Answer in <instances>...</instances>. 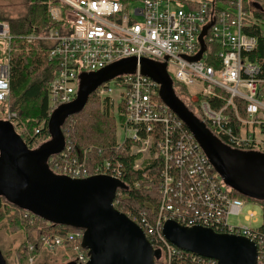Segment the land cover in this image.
Segmentation results:
<instances>
[{"label":"built area","instance_id":"obj_1","mask_svg":"<svg viewBox=\"0 0 264 264\" xmlns=\"http://www.w3.org/2000/svg\"><path fill=\"white\" fill-rule=\"evenodd\" d=\"M57 1L58 7L51 10L54 8L59 16H52L62 22V29L25 36L28 42H50L49 57L60 64L49 89L51 109L74 101L85 75L127 58H148L166 65L169 75L189 89L191 102L199 100L200 119L217 134L237 148L255 147L264 152V77L262 66L250 58L257 38L245 30L250 26L245 0H201L187 8L179 0H140L142 5L133 10L134 15L130 2ZM11 39L9 25L0 22V40ZM10 72L9 61L0 62L1 101L7 102L10 97ZM111 82L119 89L126 108L119 146L125 149L128 143L134 145L132 152L142 156L136 167L144 161L161 162L166 171L156 216L153 220L141 218L146 236L162 251L158 264H172L174 258L181 259L185 253L200 264H217L215 259L170 243L163 234L168 221L245 236L257 244L259 260L264 262V233L229 221L231 215L242 213L245 201L232 196L190 129L163 101L160 83L142 73L140 64L136 72L103 83L97 88L99 94H111ZM72 151L68 140L57 159L50 162L55 174L74 179L122 175L121 162L109 160L89 167L85 156L79 158ZM188 156L190 165L184 169L182 164ZM256 215L251 210L246 219ZM83 239L84 232L75 230L43 237L39 245L54 251L68 241L73 244L76 261L85 264L89 256ZM33 260L31 257L30 263Z\"/></svg>","mask_w":264,"mask_h":264},{"label":"water","instance_id":"obj_2","mask_svg":"<svg viewBox=\"0 0 264 264\" xmlns=\"http://www.w3.org/2000/svg\"><path fill=\"white\" fill-rule=\"evenodd\" d=\"M139 64L142 73L161 84L162 98L193 131L225 182L246 198L264 200V189L254 191L244 187L234 179L226 163L228 159L236 168L252 160L264 163L263 153L231 149L205 123L187 112L178 102L166 65L148 58L118 61L93 73L92 79L88 80L92 74L83 77L78 97L54 110L49 120L51 139L40 148L30 149L11 121L0 120V196L50 222L84 229L83 245L90 255L86 264H156L162 255L143 228L114 206L120 186L118 179L108 175L74 179L54 174L47 163L49 157L65 148L64 118L84 106L103 83L117 75L136 72ZM28 157L33 158L36 176L23 165ZM260 169L264 182V165ZM163 234L173 245L215 259L217 264H259L257 245L244 236L219 233L203 226L186 227L175 221L165 223ZM0 264H8L1 250Z\"/></svg>","mask_w":264,"mask_h":264},{"label":"trees","instance_id":"obj_3","mask_svg":"<svg viewBox=\"0 0 264 264\" xmlns=\"http://www.w3.org/2000/svg\"><path fill=\"white\" fill-rule=\"evenodd\" d=\"M27 1L29 3H26L25 11L14 18L0 13V22L9 25L12 36L9 42L0 40V62L8 60L11 68V93L7 102L0 100V120L11 121L28 147L38 149L51 139L49 120L54 109L50 107L49 89L60 64L57 60H51L49 57V51L52 48L50 42L46 40L28 42L25 36L42 35L52 30H61L63 25L62 22L53 18L50 11L53 6L59 5L57 0ZM119 1L127 4L135 0ZM179 1L183 2L187 8L197 6L201 0ZM244 9L247 13L246 22L250 23V26L245 30L257 38V45L250 52V58L262 66L261 74L263 76L261 77H264V9L253 7L249 0L244 1ZM170 79L180 105L199 120L201 118L199 100L194 103L191 102L189 89L176 82L174 78L170 77ZM261 86L264 88V84ZM104 105L105 109L102 110ZM113 105H115V100L111 94L101 95L99 89H96L91 93L84 106L70 112L64 118L62 129L65 134V141L70 140L71 142L73 155L79 158L85 156L89 167L97 164L103 165L109 160L123 164L122 175L117 178L120 181V186L115 198V206L142 225V216L153 220L160 204V183L163 178L162 164L161 162L148 164L147 161H144L139 167H136L138 161L142 159L141 154L132 152L131 143H128L125 149L119 146L118 126L123 124L125 120V103L121 100L114 116L111 117L110 111L111 108L113 109ZM14 113L15 115H12ZM10 115L12 117L9 119ZM207 128L231 149L243 152H260L254 147L250 150L239 149L230 144L222 135L217 134L210 126L207 125ZM159 134L163 135L162 132ZM57 157V154L49 157L47 163L50 170L53 166L50 164L51 160L54 158L55 161ZM232 195L253 201L236 191H233ZM1 200L0 197V208ZM2 201L8 204L7 214L11 213L9 217L13 223L18 226L26 224L25 228L28 233L31 229L39 231L38 243L46 236L67 235L71 231L82 230L77 226L50 222L48 219L33 215L6 199ZM254 202H259L263 208V223L258 230L264 233V200ZM17 217L24 222L16 220ZM38 243L34 244L31 240L26 243L22 256L27 261L30 262V258L33 257L34 262L37 258L39 251L36 245ZM59 250L65 251L64 256L69 259L68 264H76L73 262L75 257L73 244L68 241L54 251L43 249V251L48 252ZM87 252L89 256L88 248ZM263 263L261 261V264ZM172 264L200 263L191 260L185 253L181 259L174 258Z\"/></svg>","mask_w":264,"mask_h":264},{"label":"rangeland","instance_id":"obj_4","mask_svg":"<svg viewBox=\"0 0 264 264\" xmlns=\"http://www.w3.org/2000/svg\"><path fill=\"white\" fill-rule=\"evenodd\" d=\"M249 1L251 2L253 7L264 9V0ZM26 3L29 2L27 0H0V13H2V15L4 16L14 18L25 11ZM140 5H142V2L140 0L130 2L131 15H134L133 10ZM56 7H58V5ZM51 12L55 18L59 16L58 12L55 11L54 8L51 10ZM137 19L140 22L142 21V17H137ZM92 77H94V74L90 75L88 77V80L92 79ZM110 86L114 89L111 93V96L115 100V105H113V109L111 108L110 111L112 117L114 116V112H116V108L120 104L121 100L120 91L116 87L115 83L111 82ZM104 109L105 105L103 106L102 110ZM118 132L119 140H122L124 134L121 124L118 126ZM32 160L33 158L28 157V159L23 161V165L33 176H36L37 171ZM226 163L234 179L240 182L244 187L254 191H260L264 189V182L260 179V167L263 166L264 163H256L254 160H252L250 161V163L247 164L243 162L244 165H241L238 168L231 164L228 159H226ZM10 178L18 179L15 176H11ZM2 200L0 208V250L3 252L8 264H66V262L69 263V259L64 256V250H59L57 252L43 251V249L38 243L39 231L31 229L28 233L27 229L25 228L27 226L26 224H24L23 226H18L17 224L13 223L9 217L11 213L7 214L8 204ZM251 210L256 211L257 215L252 219L247 220L246 216ZM16 220L22 223L24 222L19 217H17ZM229 221L232 224L238 226L259 228L263 223V208L259 202L246 200L242 213L240 215H231L229 217ZM29 240H31L34 244L38 243L36 247L39 251V254L33 263H30L29 260L27 261L26 258L22 256V253L25 251L24 247Z\"/></svg>","mask_w":264,"mask_h":264},{"label":"bare ground","instance_id":"obj_5","mask_svg":"<svg viewBox=\"0 0 264 264\" xmlns=\"http://www.w3.org/2000/svg\"><path fill=\"white\" fill-rule=\"evenodd\" d=\"M8 58V57H7ZM49 59V58H48ZM55 79V78H54ZM51 115V114H50ZM69 123V122H68ZM131 147H134V145H131ZM93 149V148H92ZM189 159H186L184 161V164H182V167L185 169L186 167H188L190 165V157L188 156ZM162 169V175H164V173L166 172L165 169L163 167H161ZM123 181V180H122ZM263 245H264V237H263Z\"/></svg>","mask_w":264,"mask_h":264},{"label":"flooded vegetation","instance_id":"obj_6","mask_svg":"<svg viewBox=\"0 0 264 264\" xmlns=\"http://www.w3.org/2000/svg\"><path fill=\"white\" fill-rule=\"evenodd\" d=\"M2 199H6V198H4L3 196H0ZM27 210V209H26ZM27 211H29L30 213H32V214H34V215H36L35 213H33L32 211H30V210H27Z\"/></svg>","mask_w":264,"mask_h":264}]
</instances>
